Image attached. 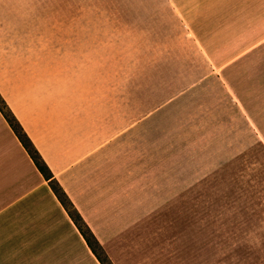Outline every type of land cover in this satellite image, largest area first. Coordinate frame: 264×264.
Masks as SVG:
<instances>
[{"label":"crops","instance_id":"crops-1","mask_svg":"<svg viewBox=\"0 0 264 264\" xmlns=\"http://www.w3.org/2000/svg\"><path fill=\"white\" fill-rule=\"evenodd\" d=\"M164 1L180 24L176 45L144 72V98L123 101L127 116L109 134L103 101L57 138L55 115L42 124L38 84L0 87L110 264H179L180 237L196 231L184 226L194 190L264 153V0ZM112 103L107 117L121 124ZM51 179L0 110V264H102Z\"/></svg>","mask_w":264,"mask_h":264},{"label":"rangeland","instance_id":"rangeland-1","mask_svg":"<svg viewBox=\"0 0 264 264\" xmlns=\"http://www.w3.org/2000/svg\"><path fill=\"white\" fill-rule=\"evenodd\" d=\"M180 32L164 0H0V87L39 85L42 124L55 115L57 138L65 123H89L103 101L109 134L123 125V101L144 98L137 86L144 72ZM116 101L121 124L114 125L107 116ZM0 110L17 122L1 93ZM18 125L35 164L46 167ZM247 158L202 183L185 204L195 220L184 226L196 231L180 237L179 264H264V153Z\"/></svg>","mask_w":264,"mask_h":264},{"label":"trees","instance_id":"trees-1","mask_svg":"<svg viewBox=\"0 0 264 264\" xmlns=\"http://www.w3.org/2000/svg\"><path fill=\"white\" fill-rule=\"evenodd\" d=\"M7 120L9 121L10 125L12 126V128L14 129L16 134L19 136L20 135V132H19L20 131L19 130L20 127H19L18 123L12 118H10V119L8 118ZM25 146L27 147V145H25ZM32 158L35 159V157H33V156H32ZM35 161H36V164L38 165L39 170L44 175V177L47 180L51 179L50 173L46 172V167L44 165H41L37 161V159ZM50 185H51L54 193L58 197V199L61 201V203L64 205V207L68 211L70 217L72 218V220L76 224L77 228L79 229V231L81 232V234L85 238L87 244L90 246L92 251L97 255V257L102 262V264H108V259L105 256L102 248L100 247V245L96 241L95 237L92 235V233L88 229L87 225L82 220V218L79 215V213L74 209V207L72 206L71 202L69 201V199L66 196V194L64 193V191L60 188L58 183L56 181L52 180V179L50 180Z\"/></svg>","mask_w":264,"mask_h":264}]
</instances>
